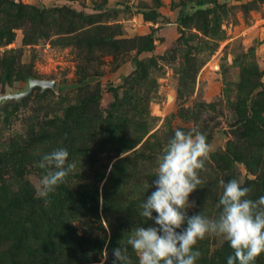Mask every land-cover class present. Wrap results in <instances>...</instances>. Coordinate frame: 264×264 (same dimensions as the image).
Listing matches in <instances>:
<instances>
[{
    "label": "rangeland",
    "instance_id": "1",
    "mask_svg": "<svg viewBox=\"0 0 264 264\" xmlns=\"http://www.w3.org/2000/svg\"><path fill=\"white\" fill-rule=\"evenodd\" d=\"M30 76L57 88L0 105V264H113L158 227L140 206L177 129L214 149L188 215L219 217L221 181L264 196V0H0V93ZM57 148L76 168L37 198ZM197 249L196 264L234 254L217 236Z\"/></svg>",
    "mask_w": 264,
    "mask_h": 264
},
{
    "label": "clouds",
    "instance_id": "2",
    "mask_svg": "<svg viewBox=\"0 0 264 264\" xmlns=\"http://www.w3.org/2000/svg\"><path fill=\"white\" fill-rule=\"evenodd\" d=\"M213 151L197 128L175 131L164 153L157 158L155 190L140 206L139 216L154 219L158 227L136 226L127 244L113 249V264H132L128 246L139 264H196L201 252L194 250V246L206 236L223 237L229 242L234 254L228 256L227 264H254L264 253V196L257 200L247 198L252 189L242 186L243 181L220 182L223 191L217 204L221 208L217 219L201 212L188 215V209L195 206L189 196L204 184L200 173ZM68 157L66 148L42 156L37 167L46 171L35 187L37 198L47 200L75 170L76 164L70 163ZM153 211L157 213L155 217Z\"/></svg>",
    "mask_w": 264,
    "mask_h": 264
},
{
    "label": "water",
    "instance_id": "3",
    "mask_svg": "<svg viewBox=\"0 0 264 264\" xmlns=\"http://www.w3.org/2000/svg\"><path fill=\"white\" fill-rule=\"evenodd\" d=\"M36 87H39L41 91L47 89L55 90L57 88V80L53 78H37L30 76L27 79V88L25 90L12 91L11 89H7L5 93H0V105L10 100L18 101L28 96Z\"/></svg>",
    "mask_w": 264,
    "mask_h": 264
},
{
    "label": "trees",
    "instance_id": "4",
    "mask_svg": "<svg viewBox=\"0 0 264 264\" xmlns=\"http://www.w3.org/2000/svg\"><path fill=\"white\" fill-rule=\"evenodd\" d=\"M203 3H204V2H202V1L199 2V4H203ZM116 7H117V8L122 7V4H117ZM178 17H179L180 19H181V18H184V17H186V13H185L184 11H181V12L179 13Z\"/></svg>",
    "mask_w": 264,
    "mask_h": 264
}]
</instances>
